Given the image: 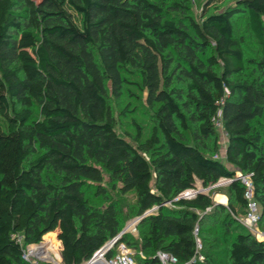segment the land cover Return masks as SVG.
I'll use <instances>...</instances> for the list:
<instances>
[{
	"label": "trees",
	"instance_id": "trees-1",
	"mask_svg": "<svg viewBox=\"0 0 264 264\" xmlns=\"http://www.w3.org/2000/svg\"><path fill=\"white\" fill-rule=\"evenodd\" d=\"M125 95L150 109V134L117 132ZM238 172L264 232V0H205L197 18L191 0H0V264H34L24 247L53 231L62 264L115 238L108 258L125 243L139 264L185 263L197 224V264H264ZM197 182L227 204L183 196Z\"/></svg>",
	"mask_w": 264,
	"mask_h": 264
},
{
	"label": "rangeland",
	"instance_id": "rangeland-1",
	"mask_svg": "<svg viewBox=\"0 0 264 264\" xmlns=\"http://www.w3.org/2000/svg\"><path fill=\"white\" fill-rule=\"evenodd\" d=\"M204 1L205 0H191L192 13H193V16L195 18H197L198 15L201 13V7H202V4ZM246 48H248V50H249L248 54H252L255 51H257V45L252 38L248 39V46ZM128 104L138 105V110H137L135 115L122 116L121 112L126 108V106ZM145 104L146 103L144 101H143V103L139 102V101L137 102L133 97H131L129 95H125L124 98L119 99V100L112 99L110 101L112 114H113L114 118L116 119V130L120 135H123V136H127L126 134H129L132 136L135 135L136 129H135L134 123H133L134 120L137 121V123L143 128V131L146 134H150V132L152 131V128H153V117H152L150 109ZM225 144H226V139L224 136H221V142H220L221 153L224 151ZM221 153L219 155H221ZM219 155L217 154L215 156L219 157ZM238 173H240V172H238ZM224 183H226L225 180L220 181V184H224ZM195 187H196L195 190H199V188H200V190L202 192H206V193L210 192L212 190L211 191L212 196H213L215 202H217V203H221V204L226 205L228 202V197L225 194H217L214 192V189L216 187L204 189L200 182H197ZM184 194L185 193H183V196H185ZM133 196H134L133 193H130L128 195V197L131 201H132ZM138 224H139V220L137 218H133V219L129 220L128 225H126L124 228L125 232L127 231V232L135 233L136 232V226ZM256 228L262 232L259 224H257ZM49 233H51V232H49ZM53 233H54L53 238H49V239L45 240V237H43V239L40 243L35 244V245L39 246L38 248H40L42 246L43 252L47 251L46 254L42 253L41 254L42 256L36 260L39 264H54L53 263L54 258H57L56 260H59V262H61V264H62V261H61L62 260L61 259V257H62L61 256L62 244L58 239L57 231H53ZM251 233H253V232H251ZM52 243H55L54 245H56V246H53ZM87 262H85L84 264H86ZM56 264H58V263H56Z\"/></svg>",
	"mask_w": 264,
	"mask_h": 264
},
{
	"label": "built area",
	"instance_id": "built-area-1",
	"mask_svg": "<svg viewBox=\"0 0 264 264\" xmlns=\"http://www.w3.org/2000/svg\"><path fill=\"white\" fill-rule=\"evenodd\" d=\"M218 115L219 116H217V118H213V121L216 123L217 126L220 127V114ZM215 158H217V156H215ZM237 179H239L246 187L245 198L248 201V212L246 216L240 220V222L251 232H253L257 240L264 241V232H261L256 228L257 224L261 219V216L258 206L253 197V189L250 180V174L238 173ZM193 191L194 190L186 191L184 192V195L190 196ZM198 233L199 226L197 224L195 225V228L193 230V234L196 239V253L188 262H180L177 257L166 252L159 251L155 255V257L158 259V264H197L198 262H203L205 258L201 254L202 243L200 238L198 237ZM117 240L118 238H115L109 243H107L105 246H103L101 249H99L86 264H139L135 258L134 252L125 243H119L117 246V253L109 258L106 257V253L115 246ZM36 246L38 245L29 244L24 247L22 258L25 261L34 264H39L36 260L42 256V253H39L34 249V247ZM140 255L143 258L145 257L142 253H140ZM56 259L57 258H54L53 263L61 264V262Z\"/></svg>",
	"mask_w": 264,
	"mask_h": 264
},
{
	"label": "bare ground",
	"instance_id": "bare-ground-1",
	"mask_svg": "<svg viewBox=\"0 0 264 264\" xmlns=\"http://www.w3.org/2000/svg\"><path fill=\"white\" fill-rule=\"evenodd\" d=\"M190 191V190H189ZM221 202V201H220ZM39 246H36V247H34V249L37 251V252H39V253H43V254H46L47 253V251L46 252H43V250H42V246L40 247V248H38Z\"/></svg>",
	"mask_w": 264,
	"mask_h": 264
},
{
	"label": "water",
	"instance_id": "water-1",
	"mask_svg": "<svg viewBox=\"0 0 264 264\" xmlns=\"http://www.w3.org/2000/svg\"><path fill=\"white\" fill-rule=\"evenodd\" d=\"M197 192H202V191H201L200 188H199V190H194V191L191 193V195L194 194V193H197ZM189 195H190V194H189ZM124 232H125V230L122 231V233H124ZM122 233H121V234H122Z\"/></svg>",
	"mask_w": 264,
	"mask_h": 264
}]
</instances>
